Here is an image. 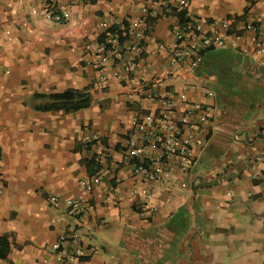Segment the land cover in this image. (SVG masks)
<instances>
[{
  "label": "crops",
  "instance_id": "0c3cea01",
  "mask_svg": "<svg viewBox=\"0 0 264 264\" xmlns=\"http://www.w3.org/2000/svg\"><path fill=\"white\" fill-rule=\"evenodd\" d=\"M51 2L69 19H49ZM172 7L176 0H0V238L8 244L0 264H64L52 246L71 225L89 250L69 264H264V0H190L185 9L205 29L229 19L230 33L241 35L237 48L203 55L235 53L241 76L234 82L205 70L203 60L192 76L163 74L179 25ZM109 16L119 30L123 20H143L145 90L116 76L123 68L118 44L99 79L97 55L85 44L98 42V23ZM253 21L258 35L245 27ZM193 79L215 86L220 97L217 105L215 96L190 94L213 104L204 147L188 171L174 165L164 178L140 182L128 156L138 142L134 123L158 113L165 88ZM245 86L259 89L255 107L248 109L245 98L244 106L223 103L224 95ZM66 90L86 93L90 104L44 108L49 95ZM257 154L260 174L253 180ZM96 169L100 183L81 186ZM115 183L119 193L109 198L106 186ZM137 185L152 191L148 203L133 192ZM68 198L82 199L87 210L69 214Z\"/></svg>",
  "mask_w": 264,
  "mask_h": 264
},
{
  "label": "built area",
  "instance_id": "2783aa9c",
  "mask_svg": "<svg viewBox=\"0 0 264 264\" xmlns=\"http://www.w3.org/2000/svg\"><path fill=\"white\" fill-rule=\"evenodd\" d=\"M190 0H176V7L186 9ZM46 16L56 22L69 19L70 13L56 7L51 2L47 6ZM116 23V17L109 16L102 19L98 25L105 32L103 43L88 41L85 49L97 55L96 67L99 71V79L104 75L105 63L111 56V47L120 45L116 52V59L123 61L121 73L118 78L131 79L138 89L145 88L143 84L147 75L144 71L147 66L141 65L143 58V20H128L123 35L126 39L122 43L117 41V33L108 32L107 29ZM231 22L224 19L211 23L205 29L204 23L189 18L182 25L175 27L173 31L174 41L169 46V62L163 70L166 77L189 75L192 76L203 60L204 52L224 47L237 48L241 35L230 33ZM253 30L257 35L260 25L257 22H249L245 26ZM124 30V26L122 27ZM9 32L7 31V34ZM256 35V39H257ZM260 51V42L256 43ZM2 43L0 42V46ZM158 47L164 48V44ZM201 91L204 97H212L209 87L198 84L196 80L181 86L165 88L158 96L161 106L158 113L147 121H137L134 127L137 131L138 142L128 148L129 162L132 175L139 178L142 183H150L166 176L169 169L178 166L182 172L188 171L196 159L197 151L206 143L211 131L213 117V104L208 101H195L191 99V92ZM94 139L87 138L90 142ZM261 159L260 155H254L255 164L251 173L253 180L257 179L260 171L256 163ZM169 168H168V167ZM100 183L99 175H93L88 180H81L80 185L91 189ZM109 198H115L119 193V183L106 186ZM2 185L0 184V193ZM133 192L140 195L144 202L148 203L153 198V193L146 186L137 185ZM230 192H228L229 194ZM51 202L57 203V197H51ZM66 208L71 215H81L87 210V204L80 198H68ZM83 234L77 225L68 226L53 244V250L58 262L69 264L80 260L87 255L88 247L84 244ZM69 246H64V242Z\"/></svg>",
  "mask_w": 264,
  "mask_h": 264
},
{
  "label": "trees",
  "instance_id": "16d2710c",
  "mask_svg": "<svg viewBox=\"0 0 264 264\" xmlns=\"http://www.w3.org/2000/svg\"><path fill=\"white\" fill-rule=\"evenodd\" d=\"M93 2L94 0H89ZM170 13H176L179 25L184 24L189 18L186 15L185 9L177 10V7H172L169 9ZM154 18V17H153ZM152 18V19H153ZM149 21H153V20ZM124 30H119L116 24H112L107 31L111 33H117L118 42L122 43L125 41L126 37L123 35L125 28L127 26V21H122ZM125 34V33H124ZM105 40V32L101 34L98 42L103 43ZM205 54V52H204ZM203 68L210 73L218 75L223 80L230 82L237 81L241 76L240 59L237 55L230 51H218L206 54L203 59ZM252 70L257 73H262L258 68L254 67ZM50 101L45 104L44 108L53 109H63L65 111H73L81 108H85L90 104V98L86 93L77 90H66L64 92L53 93L48 96ZM95 140L89 143H94ZM98 163V162H96ZM99 164H97V168ZM98 170L96 172H91L90 175H98ZM8 252V244L4 239L0 238V257H5Z\"/></svg>",
  "mask_w": 264,
  "mask_h": 264
},
{
  "label": "rangeland",
  "instance_id": "374dc122",
  "mask_svg": "<svg viewBox=\"0 0 264 264\" xmlns=\"http://www.w3.org/2000/svg\"><path fill=\"white\" fill-rule=\"evenodd\" d=\"M213 87V88H212ZM210 91H211V94L212 96H215V98L217 99V105H218V102H220V97H219V94H218V89L215 87V86H211V88L209 87ZM257 91V92H256ZM258 92H259V89L257 87H236L234 88L233 90H231V94L228 95H224V98H222V101L223 103L226 105V106H244L245 104L243 103L242 99L245 98L246 99V106L249 107L248 109H252L253 107L256 106V103L254 102V100L258 99ZM253 96V97H252ZM255 96V98H254ZM240 98L241 102L239 103H234L232 102L233 99L235 100V98ZM250 98L252 99L250 101ZM217 109H218V106H217Z\"/></svg>",
  "mask_w": 264,
  "mask_h": 264
}]
</instances>
